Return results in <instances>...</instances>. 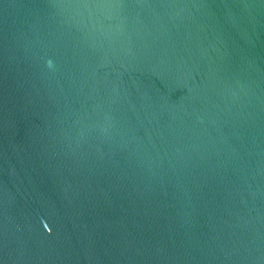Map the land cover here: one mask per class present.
<instances>
[{
  "label": "water",
  "instance_id": "1",
  "mask_svg": "<svg viewBox=\"0 0 264 264\" xmlns=\"http://www.w3.org/2000/svg\"><path fill=\"white\" fill-rule=\"evenodd\" d=\"M0 264H264V0H0Z\"/></svg>",
  "mask_w": 264,
  "mask_h": 264
},
{
  "label": "snow or ice",
  "instance_id": "2",
  "mask_svg": "<svg viewBox=\"0 0 264 264\" xmlns=\"http://www.w3.org/2000/svg\"><path fill=\"white\" fill-rule=\"evenodd\" d=\"M44 227H45V228H48V225H47V224H45V225H44ZM48 230L50 231V229H49V228H48Z\"/></svg>",
  "mask_w": 264,
  "mask_h": 264
}]
</instances>
